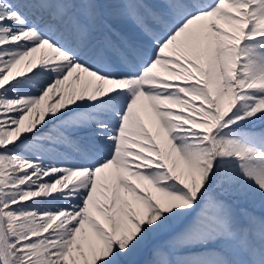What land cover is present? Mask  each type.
I'll use <instances>...</instances> for the list:
<instances>
[{
    "label": "snow or ice",
    "instance_id": "obj_1",
    "mask_svg": "<svg viewBox=\"0 0 264 264\" xmlns=\"http://www.w3.org/2000/svg\"><path fill=\"white\" fill-rule=\"evenodd\" d=\"M0 264H264V0H0Z\"/></svg>",
    "mask_w": 264,
    "mask_h": 264
}]
</instances>
